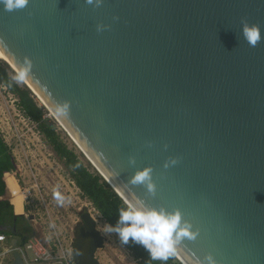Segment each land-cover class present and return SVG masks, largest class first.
<instances>
[{
	"label": "water",
	"instance_id": "95a60500",
	"mask_svg": "<svg viewBox=\"0 0 264 264\" xmlns=\"http://www.w3.org/2000/svg\"><path fill=\"white\" fill-rule=\"evenodd\" d=\"M244 22L264 36V0L0 4L4 61L30 62L23 82L98 172L124 201L191 224L182 264H264V38L249 45ZM148 168L154 195L130 182ZM80 217L74 262L102 264L98 221ZM12 264H25L18 250Z\"/></svg>",
	"mask_w": 264,
	"mask_h": 264
},
{
	"label": "rangeland",
	"instance_id": "374dc122",
	"mask_svg": "<svg viewBox=\"0 0 264 264\" xmlns=\"http://www.w3.org/2000/svg\"><path fill=\"white\" fill-rule=\"evenodd\" d=\"M4 60L2 61L5 62ZM35 96L40 105L47 109V117L56 124L66 144L90 164L93 170H97L53 112L45 106L43 100ZM0 133L16 160L17 168L12 175L16 212L22 214L21 216H24L33 227L35 232L33 237L47 244L60 242L69 249L73 242L75 227L81 221L80 212L88 207L98 220V228L106 239V246L99 249L97 254L101 263L139 264L131 252L120 243L115 233H104V226L109 223L88 199L82 197L80 189L70 179L63 162L40 133L37 123L21 112L17 106V97L1 82ZM57 188L66 198H70L66 199L63 205L54 199L53 192ZM0 262L12 264L13 253L10 252Z\"/></svg>",
	"mask_w": 264,
	"mask_h": 264
},
{
	"label": "trees",
	"instance_id": "16d2710c",
	"mask_svg": "<svg viewBox=\"0 0 264 264\" xmlns=\"http://www.w3.org/2000/svg\"><path fill=\"white\" fill-rule=\"evenodd\" d=\"M0 60V82L17 97V106L31 120L37 123L38 129L44 135L67 169L70 179L80 189L83 198L88 199L94 208L109 224L115 225L118 211L124 205V200L112 188L108 181L61 138L54 122L47 117V109L37 101L32 90L24 83H17L13 77L15 71ZM17 168L13 153L0 133V226H8L6 234L17 236L26 243L35 235L33 227L24 216L15 214L14 182L12 171ZM126 247L139 264H182L174 255L166 262L154 261L148 252L140 245L129 242Z\"/></svg>",
	"mask_w": 264,
	"mask_h": 264
},
{
	"label": "clouds",
	"instance_id": "9594fccd",
	"mask_svg": "<svg viewBox=\"0 0 264 264\" xmlns=\"http://www.w3.org/2000/svg\"><path fill=\"white\" fill-rule=\"evenodd\" d=\"M87 2L92 4L93 0H87ZM28 3L29 0H0V4H3L4 10L8 12L23 9ZM95 3L99 5L102 0H95ZM242 34L251 46H255L264 38L260 26L248 22L243 23ZM29 72L30 62L27 67L23 66L13 79L21 83ZM66 110L67 105H64L60 112L63 113ZM176 162L175 159L171 161L173 164ZM130 182L134 185H142L148 193L155 194L156 188L150 168L137 171ZM53 196L60 205H63L66 199H70L66 198L59 188L54 190ZM191 228V224L182 223V213L179 209L170 212L166 209L151 207L145 200L136 197L131 201H124L123 207L118 211L115 225L106 224L103 231L106 234L115 233L122 245L127 246L131 242L142 246L154 261L166 262L176 254L177 246L181 241L195 239L196 233ZM195 264H200V261H195Z\"/></svg>",
	"mask_w": 264,
	"mask_h": 264
},
{
	"label": "built area",
	"instance_id": "2783aa9c",
	"mask_svg": "<svg viewBox=\"0 0 264 264\" xmlns=\"http://www.w3.org/2000/svg\"><path fill=\"white\" fill-rule=\"evenodd\" d=\"M0 247V260L6 258L10 252L18 250L25 264H76L72 257V245L66 249L56 241L47 244L37 237H32L26 243L14 247L11 238L5 233H0Z\"/></svg>",
	"mask_w": 264,
	"mask_h": 264
},
{
	"label": "crops",
	"instance_id": "0c3cea01",
	"mask_svg": "<svg viewBox=\"0 0 264 264\" xmlns=\"http://www.w3.org/2000/svg\"><path fill=\"white\" fill-rule=\"evenodd\" d=\"M12 175H13V171H12V173H11ZM2 199V197H0V200ZM10 199H13V196H11L10 197ZM15 214L16 215H18V216H21L22 214H18V212H16V207H15ZM7 228H8V226H0V233H7L5 230H7ZM8 235V234H7ZM9 236V235H8ZM13 236V235H12ZM12 236H9L10 238H11V241H12V239H13V237ZM17 237V236H16ZM20 240V244H22L23 242L21 241V238L20 237H18ZM32 238V237H31Z\"/></svg>",
	"mask_w": 264,
	"mask_h": 264
},
{
	"label": "bare ground",
	"instance_id": "6f19581e",
	"mask_svg": "<svg viewBox=\"0 0 264 264\" xmlns=\"http://www.w3.org/2000/svg\"><path fill=\"white\" fill-rule=\"evenodd\" d=\"M0 58L9 61V59L6 58L5 54H4L2 51H0ZM9 62H10V61H9ZM13 67H15V66H13ZM15 68H16V67H15ZM16 69H17V68H16ZM17 71H19V70L17 69ZM25 81H28V80L25 78ZM27 83H28V82H27ZM39 97H40V96H39ZM94 217H95V215H94ZM97 221H98V220H97Z\"/></svg>",
	"mask_w": 264,
	"mask_h": 264
}]
</instances>
